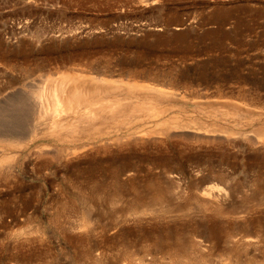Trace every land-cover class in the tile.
<instances>
[{
  "label": "rangeland",
  "instance_id": "obj_1",
  "mask_svg": "<svg viewBox=\"0 0 264 264\" xmlns=\"http://www.w3.org/2000/svg\"><path fill=\"white\" fill-rule=\"evenodd\" d=\"M66 76L91 79L106 106L116 92L133 120L86 137V153L30 142L34 91ZM10 90L0 134L19 144L0 142V264H169L179 242L192 264H264V0H0ZM43 145L52 159L35 155ZM216 188L226 195L207 199Z\"/></svg>",
  "mask_w": 264,
  "mask_h": 264
},
{
  "label": "bare ground",
  "instance_id": "obj_2",
  "mask_svg": "<svg viewBox=\"0 0 264 264\" xmlns=\"http://www.w3.org/2000/svg\"><path fill=\"white\" fill-rule=\"evenodd\" d=\"M93 80L100 82L101 80L104 79L97 76L96 78H93ZM90 82L89 79L86 78L66 76L52 84H48L49 82L44 85L42 84L43 86H41L38 90H35L33 96L36 104L32 105V109H34V114H35L34 115L35 118L33 121L35 123L33 124L30 123L31 125H34L33 126L34 128H32L29 125L32 129H34V131L32 133V129H30L31 132L27 130L31 133L30 135V133L28 134L27 132V136L28 135L30 136V137L28 136V139L30 138L29 139L30 142L39 139L43 136L47 138L51 137L53 138L54 141H58L61 143L70 141L72 142V144L73 143L77 144V146L75 147L65 149V151L68 152L70 155H75L77 153H84V152L86 153L88 151L93 150V147L90 146L91 144H86V142L83 143L86 140V137L92 136V138L93 137L98 138L106 134L112 133L115 131L114 129H116L117 125L112 126L111 121L116 119L118 122L124 113L131 115L130 118L133 115H136L135 113H137V109L135 107H130L123 110L124 108L121 107V105H118L119 99L117 96H115L116 92H110L112 93L111 95L112 99L116 101L115 102L116 104L114 103L111 104L110 106H106L105 103L100 100V97L97 96L98 93H94L93 90L89 89L90 87L88 84ZM36 88H38V86ZM14 92L15 90H10L7 93L4 92L5 94L3 93V95L0 96V105L6 104L7 103L6 101L9 100L12 95H14ZM105 92L109 93L106 90ZM130 104L127 105L130 106ZM35 105H38V107L37 106L35 107ZM77 113L80 114L82 113V115L79 116ZM108 124H111L109 125V128H111L112 130L108 131L107 133L106 127H108ZM6 135L7 134L4 133L0 134V142L7 144H19V142L14 143L15 141L9 140L8 136ZM114 140L115 139H113L112 142ZM28 144L29 142L27 143V145ZM260 145H264V141L260 142ZM53 153L54 152L52 151V149L49 150V146H44V145L35 150V155L38 156L39 158L46 157L52 159L54 157ZM225 195H226L225 190L223 188H216L215 190L214 189L209 190L208 192L205 193V197L212 201H221L220 199H222V197ZM155 199L157 201H161L162 199L164 200L161 191L156 192ZM134 202L135 204L142 203L141 204V206L143 205L142 207L146 206L145 202L141 201V199L135 200ZM137 207L140 206H136L135 209L132 207L133 209L130 211L132 212L135 211ZM87 218L88 217L84 213L83 216L81 217V220H78L77 227L79 229L89 224L88 223L86 225ZM259 239H261V237H259ZM253 241H257V240L252 238L247 239V241L240 240L239 241L240 243L246 245H238L236 247L239 248L240 246H242L244 248H247L252 244ZM258 242H261V240ZM188 247H189L188 245L183 246V243L180 244L179 242V244L177 243L173 249L168 250L166 253L169 255L170 258L169 264H192L193 262L191 260L193 257L190 256L191 254L190 251L188 250ZM193 247L194 249L196 248V246ZM159 249H162V251L164 250L163 248H159ZM125 255L128 258L130 257L128 256V251L125 252ZM209 260L211 261V259ZM209 260L206 259L204 256H202L200 257L199 263L211 264ZM215 264H240V262L238 255L233 254L230 255V257L227 260L221 258V260L215 262Z\"/></svg>",
  "mask_w": 264,
  "mask_h": 264
}]
</instances>
